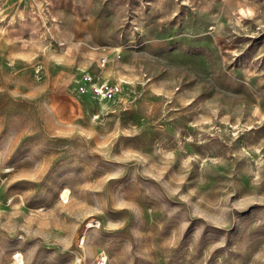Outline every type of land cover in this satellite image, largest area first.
<instances>
[{
  "label": "rangeland",
  "instance_id": "374dc122",
  "mask_svg": "<svg viewBox=\"0 0 264 264\" xmlns=\"http://www.w3.org/2000/svg\"><path fill=\"white\" fill-rule=\"evenodd\" d=\"M125 8L87 51L0 4V264H264V0Z\"/></svg>",
  "mask_w": 264,
  "mask_h": 264
},
{
  "label": "crops",
  "instance_id": "0c3cea01",
  "mask_svg": "<svg viewBox=\"0 0 264 264\" xmlns=\"http://www.w3.org/2000/svg\"><path fill=\"white\" fill-rule=\"evenodd\" d=\"M48 2L50 16L58 21V26L64 30L63 35L69 38L65 40L61 37L58 40L64 42V45H77L81 50L94 51L103 43L100 37L107 35L110 48L117 51L125 37L132 41L131 29H121L126 25L125 7L129 0H48ZM0 4L9 9L8 14L17 17L28 15L27 17L40 19L32 14L35 6L33 0H0Z\"/></svg>",
  "mask_w": 264,
  "mask_h": 264
},
{
  "label": "built area",
  "instance_id": "2783aa9c",
  "mask_svg": "<svg viewBox=\"0 0 264 264\" xmlns=\"http://www.w3.org/2000/svg\"><path fill=\"white\" fill-rule=\"evenodd\" d=\"M33 1L35 2V6H34V9L32 10V14L40 18H43L44 14L47 12L49 8L48 0H33ZM60 44L63 45L64 42L60 41ZM103 61H105V58L103 59Z\"/></svg>",
  "mask_w": 264,
  "mask_h": 264
}]
</instances>
